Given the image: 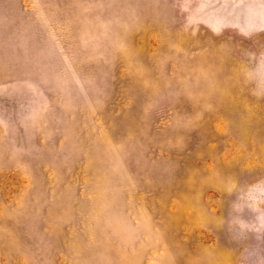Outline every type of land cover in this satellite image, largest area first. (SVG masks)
I'll return each instance as SVG.
<instances>
[{
	"label": "rangeland",
	"instance_id": "374dc122",
	"mask_svg": "<svg viewBox=\"0 0 264 264\" xmlns=\"http://www.w3.org/2000/svg\"><path fill=\"white\" fill-rule=\"evenodd\" d=\"M0 264H264V0H0Z\"/></svg>",
	"mask_w": 264,
	"mask_h": 264
}]
</instances>
